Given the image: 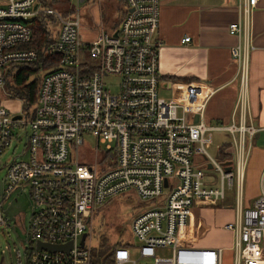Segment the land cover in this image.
<instances>
[{"label":"built area","instance_id":"obj_1","mask_svg":"<svg viewBox=\"0 0 264 264\" xmlns=\"http://www.w3.org/2000/svg\"><path fill=\"white\" fill-rule=\"evenodd\" d=\"M123 1L116 26L107 29L101 20L92 29L79 13L91 0H77V8L66 0L64 9L41 0H0V95L11 66L39 63L42 69L31 115L0 101V154L16 130L28 132L27 157L9 161L6 172V194L27 185L36 204L27 264H225V248L192 247L184 231L197 205L217 206L229 190H235L236 205L235 219L225 224L233 233L232 264H264V181L251 205L243 198L245 168L261 129L250 121L248 95L252 19L260 0H236L239 18L229 26L240 37L232 47L240 92L228 125L193 123L186 111H202L203 104L194 109L160 95V0ZM40 16L55 20L44 61L37 49L24 47L33 39L30 21ZM216 131L233 137L225 161L210 152ZM85 134L97 139L94 160ZM197 156L219 178L209 176ZM131 191L145 204L131 224L136 241L120 240L130 243L114 249L112 262H94L95 211ZM5 223L0 203V226ZM39 241L72 246L53 252Z\"/></svg>","mask_w":264,"mask_h":264},{"label":"crops","instance_id":"obj_2","mask_svg":"<svg viewBox=\"0 0 264 264\" xmlns=\"http://www.w3.org/2000/svg\"><path fill=\"white\" fill-rule=\"evenodd\" d=\"M98 2L99 5L101 0ZM110 3L114 4L113 0ZM159 3L160 25L157 39L160 95L168 100L176 99L194 109L198 104H203L202 111H186L188 119L193 123L204 121L211 125L230 124L240 92L238 64L232 55V47L239 42L240 37L231 34L229 30L230 23L239 18L237 1L160 0ZM114 5L117 10L122 4ZM101 16L103 17V13ZM251 30L249 118L261 129L253 139L245 168L243 198L246 206L251 205L260 195L264 181V0H260L253 12ZM185 37H190V41L183 42ZM4 95L5 92L0 95V101L8 108L13 101L17 102L16 99H2L1 96ZM183 111L185 109L180 107V112ZM216 132L213 133L210 149ZM226 144L229 145L226 150H232L231 141H222L215 153L210 151L211 154L220 158L221 150ZM195 161L206 166L209 176L213 174L211 164L205 158L197 156ZM228 192L226 199L232 200L230 204L223 202L216 207L203 204L195 207L189 230L202 240L212 233L217 235L216 240L205 239L204 242L196 243L230 249L233 233L225 228V224L235 219L236 205L235 190Z\"/></svg>","mask_w":264,"mask_h":264},{"label":"rangeland","instance_id":"obj_3","mask_svg":"<svg viewBox=\"0 0 264 264\" xmlns=\"http://www.w3.org/2000/svg\"><path fill=\"white\" fill-rule=\"evenodd\" d=\"M49 1L63 9L67 4L66 0ZM71 2L77 8V0H71ZM113 2L117 5L122 3L125 8V2L123 0H113ZM98 3V0H93L88 4L81 3L79 13L84 24L95 29L96 23L102 20L103 26L107 29L116 26L120 19V10H116L115 5L111 4L110 0H101L99 5ZM101 13H103V17L101 16ZM84 35H86L85 32ZM92 37V34L87 36V38ZM113 78L115 81L118 80V77ZM111 89L112 91H116L115 87ZM1 98L10 99L7 95L1 96ZM16 100L17 102L13 101L9 108L15 112L25 114L26 109L23 107L22 99L18 98ZM27 129L30 130V126H28ZM214 140V144L210 149L212 153H215L218 147L222 144V141L232 142L233 137L231 133L222 131L215 133ZM27 142L28 132H26L25 129L20 131L16 130L11 144L0 154V203L2 204V215L6 220V223L0 226V261L3 258V264H27L30 247L28 228L36 204L29 195V187L27 185L18 186L9 194H6L7 165L12 159H22L27 157ZM84 146L88 152V157L94 160L96 156V148L98 147L96 137L91 134H85ZM99 148L98 156L101 158L103 156L105 144H100ZM212 178H219V174L213 172ZM231 201L232 200L229 198V200L226 199L223 202H225V204H230ZM144 205L145 204L139 199L137 194L131 191L123 192L100 206L93 216L92 245L98 247L101 246L100 244L103 242L105 243V247H111L113 244L119 243L117 241L120 240L136 241L131 229V224L135 215L143 209ZM208 207L210 208L211 206ZM184 237L192 247H205L196 242H204L205 239L206 241L217 239V235L212 233L208 238H203L202 240L196 236L192 230H189V228L184 231ZM232 257L233 251L229 248H225L224 263L229 264L231 261L232 264Z\"/></svg>","mask_w":264,"mask_h":264},{"label":"trees","instance_id":"obj_4","mask_svg":"<svg viewBox=\"0 0 264 264\" xmlns=\"http://www.w3.org/2000/svg\"><path fill=\"white\" fill-rule=\"evenodd\" d=\"M45 5L58 7L60 6L52 4L49 0H41ZM122 14L120 15V17ZM49 23L53 24L52 26ZM30 25L33 31V39L30 43L25 44L24 47L35 48L40 53L41 61L46 60L43 55V50L48 43L53 39V33L55 30V20L53 17L40 16L30 21ZM41 65L39 63L30 65H16L9 68L5 78V94L11 99H22L23 107L26 111L31 112L34 110L39 92V85L42 78ZM229 145L223 146L220 159L227 160L230 154L226 153ZM113 156V153H112ZM128 242H120L113 244L111 247H105V243H101V246L95 247L93 256L94 262L100 261L104 258L107 262H112L111 256L114 249L119 245H128Z\"/></svg>","mask_w":264,"mask_h":264},{"label":"water","instance_id":"obj_5","mask_svg":"<svg viewBox=\"0 0 264 264\" xmlns=\"http://www.w3.org/2000/svg\"><path fill=\"white\" fill-rule=\"evenodd\" d=\"M167 184V182H166ZM86 235L83 236V240L84 241V238H85ZM84 243V242H82ZM38 244V247L40 248H43V249H47L49 251H69L70 247L72 246V241H69V242H66V243H63V244H52V243H47V242H37ZM3 263V258L1 259L0 261V264Z\"/></svg>","mask_w":264,"mask_h":264}]
</instances>
